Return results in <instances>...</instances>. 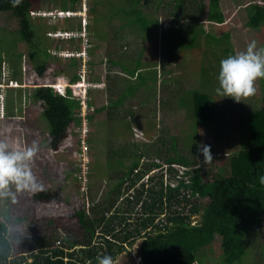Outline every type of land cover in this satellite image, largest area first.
Wrapping results in <instances>:
<instances>
[{"label": "rangeland", "instance_id": "rangeland-1", "mask_svg": "<svg viewBox=\"0 0 264 264\" xmlns=\"http://www.w3.org/2000/svg\"><path fill=\"white\" fill-rule=\"evenodd\" d=\"M125 1L80 0L76 8L81 13L70 14L53 10L64 9L70 0H23L25 12L18 16L9 7V0H0V111L4 112L0 114V138L8 136L25 145L35 140L40 146L33 172L43 187L17 191L12 186L0 197V217H28L31 230L25 223H9L12 235L25 240L24 250L52 236V240L56 236L65 241L81 240L78 211H90L93 203L102 204L110 197L116 181L136 160L128 155L131 150L144 153V163H159L167 155L195 157L194 165H175V172L183 176L189 171L192 175L198 168L204 181L244 169L257 156L264 159V127L250 129L246 117L262 105L264 78L256 81L255 94L239 103L219 95L216 77L220 64L212 55L217 46L226 43L211 39L212 33L204 34L208 35L204 44L213 47L212 55L203 56V62L198 57L183 59L201 45L199 35L203 37L205 29L212 31L216 27L231 29L236 52L246 50L253 41L257 50L264 49V28L253 29L246 24L245 6L251 0H223L224 26L207 21L201 24L195 19L177 24L169 16V12L176 15L180 11L196 14L200 3H204L206 15L208 0H150L147 6L143 2L136 5V0L129 4ZM131 6L141 11V17L129 16ZM82 20L83 24L87 21L89 34L81 27ZM72 34L76 37L70 40ZM73 55L81 56L76 57L77 65L71 63L76 61L71 59ZM190 62H195L196 67L188 70L186 64ZM74 74H80V81L69 83ZM89 78L95 79L92 84L96 85L87 84ZM171 82L177 88L168 91ZM88 85L94 89L87 94ZM210 85H214L211 94L217 113L226 114V124L221 123L224 118H217L212 128L209 123L196 126L191 106L193 91L206 92L203 88ZM68 86L73 87L72 97L66 92ZM78 98L79 109L75 103ZM88 102H92L90 110ZM103 105V110L93 112ZM55 106L72 117L81 114V124L74 118L66 128L51 134V125L43 116L55 112ZM89 111L93 118L87 120ZM201 144L211 146L214 158L210 164L200 156ZM247 146L253 148L252 153L244 150ZM164 147L171 149L166 148L161 158L156 152ZM232 161L240 166L233 167ZM127 186L123 185L124 195L120 197L126 196ZM135 207L140 208V204ZM132 212L125 215L127 221L137 217ZM199 218L200 215L194 221ZM249 235L241 264H264V215L261 227ZM131 242L127 243L129 254L121 253L116 264L138 263L139 241ZM221 253L217 236L204 255L197 253V259L200 264H223Z\"/></svg>", "mask_w": 264, "mask_h": 264}, {"label": "trees", "instance_id": "trees-1", "mask_svg": "<svg viewBox=\"0 0 264 264\" xmlns=\"http://www.w3.org/2000/svg\"><path fill=\"white\" fill-rule=\"evenodd\" d=\"M131 1L126 0L125 2L129 4ZM221 1L209 0L206 15L204 14V3H200L196 14H186L187 17H184L186 15L180 11L176 12V15L174 12H169V16L174 17L173 22L177 24L188 21L192 17L205 16L210 21L223 23L225 17L221 11ZM141 2L147 6L150 0H136L135 4L140 5ZM70 3V12L81 11L76 8L77 6L75 7V4L81 5L80 0H70ZM13 5L14 0H9L12 12L22 16L25 12L23 0H20L17 6ZM179 6H175V9H184V6ZM131 7L132 9L127 11L129 16L136 14L135 17H141V11L136 7ZM245 9L248 26L253 29L264 28V0H251ZM63 11L69 12L66 8ZM84 25L82 20L81 27H85ZM87 29L88 23L85 32L89 34ZM79 36L78 38H81ZM75 37L72 34L69 39L73 40ZM56 38L62 39V37ZM229 38L230 35L227 33L221 42L228 44ZM57 47L60 48V46ZM76 57L71 56V59L76 60H71L73 65L78 63ZM134 73H137V70ZM80 78V74H74L70 77L69 83H76L80 81ZM94 80L88 79L91 84L95 82ZM72 90L71 87L66 89L71 97ZM75 103L79 109L80 98L76 99ZM159 104L162 105V102ZM91 106L92 102H88L89 110ZM191 106L196 126L211 124L213 112L210 93L194 90ZM55 109V112H48L43 116L51 125V134L66 128L74 118L78 121V125L81 124L83 118L81 114L77 113V116L72 117L61 107L55 106ZM103 109L104 105L96 107L93 112ZM246 117L247 126L250 129L264 127V81L262 105L250 111ZM86 118L87 120L92 119L93 113L89 111ZM134 146H137V143ZM249 146L252 145L249 144ZM249 146L244 150L252 153L253 148ZM166 148L171 149V147L159 148L157 155L162 158ZM128 150L130 151L129 147ZM128 155L135 157L136 160L116 181L117 184L110 191V197L102 204L93 203L90 211H78V219L82 228L81 240L65 241L61 239V236H56L52 240V236L45 242L35 243L31 249L24 250L25 240L20 241L12 235L9 223L12 226L25 223L31 230L28 217L17 216L14 219L7 215L0 217V264H99L98 257L103 256H111L116 262L121 253L129 254L123 243H132V240L139 241L137 264H200L197 253L204 255L205 248L210 246L217 236L220 237L221 262L223 264L242 263L247 250L249 234L255 233L263 221V158L257 156L244 169L238 168L231 171L229 175L218 174L211 181H204L198 168H195L192 175L189 171H185L183 176L175 172V165L184 168L194 165L195 157L191 159L186 155H167L159 163H144L141 160L146 158L144 153L138 154L131 150ZM230 165L236 168L240 166L237 161H232ZM154 169L156 171H153ZM148 173V177H144ZM124 184L128 186L126 196L122 198L120 196L123 194ZM191 198H194V201H191ZM136 204H140V208L135 207ZM112 208L113 211H111ZM30 210L32 211V208ZM129 210L137 215L134 221L130 219L127 221L125 215ZM162 213H165V219ZM196 215H200V218L195 222ZM161 217L163 221L161 219L159 220L161 222H156ZM97 229L101 232H96ZM57 241H63V244L61 242V245H57ZM205 257L207 258V254Z\"/></svg>", "mask_w": 264, "mask_h": 264}, {"label": "clouds", "instance_id": "clouds-1", "mask_svg": "<svg viewBox=\"0 0 264 264\" xmlns=\"http://www.w3.org/2000/svg\"><path fill=\"white\" fill-rule=\"evenodd\" d=\"M19 3L20 0H14L13 6ZM262 78H264V49L257 50L256 42L253 41L246 50L229 55L220 61L217 77L219 87L216 91L219 95L232 98L239 103L255 94V83ZM91 85L87 86L86 91L94 87ZM53 87L60 92L55 85ZM68 87L73 89L72 86ZM39 150L40 146L35 140L30 145H25L8 136L0 138V197L6 195L12 186H15L17 191H36L43 187L33 172ZM199 152L205 164L212 162L214 157L210 145H199ZM148 175L149 173L144 177L147 178ZM162 216L165 219V213H162ZM163 218L157 219L156 222L161 219L163 221ZM123 245L127 247L125 242ZM98 262L99 264H116L111 256L98 257Z\"/></svg>", "mask_w": 264, "mask_h": 264}, {"label": "crops", "instance_id": "crops-1", "mask_svg": "<svg viewBox=\"0 0 264 264\" xmlns=\"http://www.w3.org/2000/svg\"><path fill=\"white\" fill-rule=\"evenodd\" d=\"M209 1V0H208ZM223 1V0H222ZM222 1L220 2V7H221V11H222V5H221V3H222ZM71 6V3L70 4H68V5H66V9H68L69 11H70V8H68V7H70ZM76 6H78L77 4H75V7ZM79 7V6H78ZM65 8L63 9V8H53V10L54 9H60L59 11H63V10H65ZM78 9H80V8H78ZM205 10V9H204ZM208 10V9H207ZM223 12V11H222ZM74 13H76V12H74ZM78 13H81V11H78ZM223 14H224V12H223ZM74 15V14H73ZM78 16V15H77ZM224 17H225V21L223 22V23H219V22H215V21H210V20H208V18H204V17H192L191 19H195L197 22H199V23H201V24H203L205 21H207V22H209V23H211L212 25H217V26H224V25H226V16H225V14H224ZM190 19V20H191ZM86 24H87V22H86ZM86 24L84 25L85 26V29H86ZM180 24V23H179ZM246 24H247V26H248V23L246 22ZM164 26H165V22L164 23H162V28H164ZM249 27V26H248ZM250 28V27H249ZM209 29V28H208ZM207 29V30H208ZM210 29H213V28H211L210 27ZM222 29V28H221ZM219 30L218 29V27H216V28H214L212 31L210 30V31H207L206 29H205V32H203V37H202V34L201 35H199V37H200V43H201V45H199V46H196V48H194V50L193 49H191L190 50V52L186 55V56H184L183 57V59L185 58V57H190L191 59L194 57V58H199V60H201L202 62L204 61V58H203V56H207V55H209V54H211V52H210V49L211 48H213L212 46H208L209 44L208 43H206V44H204V41H207V38H208V35L207 36H204V34L205 33H208V34H210V33H212V36H211V39H215V41L216 42H218V41H220L221 42V40L220 39H222L223 37H224V35H226L227 33H229V35H230V42L228 43V44H226V45H224V46H221V45H219V46H217L218 47V50L217 51H214L215 52V54L213 53V60L214 61H216L217 62V64H220V61L222 60V59H225V58H227L229 55H235L237 52H236V45H235V42L233 41V33L231 32V29H229V27H227V29H223V30ZM205 38H206V40H205ZM198 41V40H197ZM143 45V47H145V43H143L142 44ZM200 47H201V49H200ZM205 52V53H204ZM210 52V53H209ZM155 53V52H154ZM178 54H180V53H178ZM181 56V55H180ZM77 58H80L81 59V57H77ZM110 60H112V62H114V60L113 59H110ZM143 60H145V58H143ZM170 62H171V59L169 60ZM187 65V69L188 70H190V67H196V65H195V62H190V63H188V64H186ZM214 65H215V63H214ZM199 66H202V65H199ZM215 68H218L217 67V65L215 66ZM218 73H219V71H218ZM218 73H217V77H218ZM216 77V78H217ZM188 79H189V77H188ZM88 83V82H87ZM90 83V82H89ZM98 83V82H97ZM174 83V82H173ZM172 82L170 83V87H169V89H168V91L169 90H171V91H173V90H176V88H177V84L176 83H174L173 84ZM100 84V83H99ZM93 85H96V84H93ZM102 88V87H101ZM100 88V90H102ZM196 88H199V87H196ZM214 88V85H213V87H211V85L209 86V87H207V88H203V89H205L206 90V92H208V93H210V95H211V103H212V112H213V120H216L217 118H219V119H223L224 118V120L221 122L222 124H226V114L224 113V112H222V113H220L221 115H219L217 112H218V110H217V108H216V106L214 105V97H212V89ZM92 89H94L93 87H90L89 89H87V91H86V93L88 94V92L90 91V90H92ZM87 101V100H86ZM2 113H4L3 112V109L0 111V114L2 115ZM4 117V116H3ZM212 120V121H213ZM212 121L210 122L211 124H209V127L210 128H212V127H214V125L212 124ZM219 125H220V123H219Z\"/></svg>", "mask_w": 264, "mask_h": 264}, {"label": "built area", "instance_id": "built-area-1", "mask_svg": "<svg viewBox=\"0 0 264 264\" xmlns=\"http://www.w3.org/2000/svg\"><path fill=\"white\" fill-rule=\"evenodd\" d=\"M83 144H84V142H83ZM85 152V151H84ZM57 245H61V241H57V243H56Z\"/></svg>", "mask_w": 264, "mask_h": 264}, {"label": "bare ground", "instance_id": "bare-ground-1", "mask_svg": "<svg viewBox=\"0 0 264 264\" xmlns=\"http://www.w3.org/2000/svg\"><path fill=\"white\" fill-rule=\"evenodd\" d=\"M70 14H72V12Z\"/></svg>", "mask_w": 264, "mask_h": 264}]
</instances>
